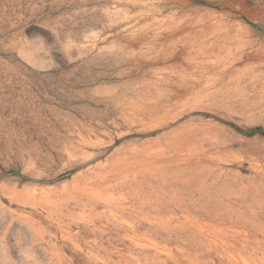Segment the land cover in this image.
Wrapping results in <instances>:
<instances>
[{
	"label": "rangeland",
	"instance_id": "374dc122",
	"mask_svg": "<svg viewBox=\"0 0 264 264\" xmlns=\"http://www.w3.org/2000/svg\"><path fill=\"white\" fill-rule=\"evenodd\" d=\"M254 128L264 0H0V264H264Z\"/></svg>",
	"mask_w": 264,
	"mask_h": 264
},
{
	"label": "trees",
	"instance_id": "16d2710c",
	"mask_svg": "<svg viewBox=\"0 0 264 264\" xmlns=\"http://www.w3.org/2000/svg\"><path fill=\"white\" fill-rule=\"evenodd\" d=\"M239 132H241L245 136H255V135L264 136V132L262 131L261 128H254L248 131H239Z\"/></svg>",
	"mask_w": 264,
	"mask_h": 264
}]
</instances>
